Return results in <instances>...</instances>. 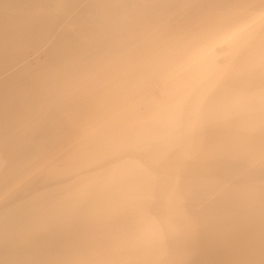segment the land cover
I'll use <instances>...</instances> for the list:
<instances>
[{"label":"bare ground","instance_id":"bare-ground-1","mask_svg":"<svg viewBox=\"0 0 264 264\" xmlns=\"http://www.w3.org/2000/svg\"><path fill=\"white\" fill-rule=\"evenodd\" d=\"M0 264H264V0H0Z\"/></svg>","mask_w":264,"mask_h":264}]
</instances>
